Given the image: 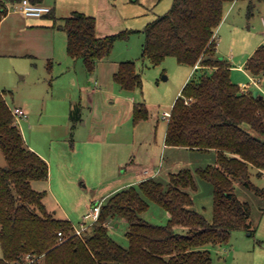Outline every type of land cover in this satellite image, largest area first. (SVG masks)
Returning a JSON list of instances; mask_svg holds the SVG:
<instances>
[{
    "label": "trees",
    "instance_id": "obj_1",
    "mask_svg": "<svg viewBox=\"0 0 264 264\" xmlns=\"http://www.w3.org/2000/svg\"><path fill=\"white\" fill-rule=\"evenodd\" d=\"M20 1L0 0V22L9 6ZM231 1L173 0L166 13L146 25L142 48V57L155 64L172 55L180 63H201L205 69L185 83L175 100L165 143L217 151L215 163L198 169L213 184L212 221L191 208L193 197L185 188H196L195 179L190 168H183L170 174L167 190L150 176L115 191L102 202L97 220L79 236L71 219L48 210L45 191L33 187V180L48 177L49 164L27 144L0 88V149L6 159L5 165L0 163V264L25 263L27 255L35 258L30 264H212L209 245L227 244L236 229L254 232L251 205L237 196L235 181L264 196V187L252 180L253 167L260 176L264 170V96L242 92L231 76L232 63L217 53L216 30ZM61 28L67 34L69 55L82 58L88 71L110 56L118 39L129 35L125 30L98 36L96 17L82 11L65 17ZM245 67L253 76L264 74V42ZM114 80L125 90L143 85L131 59L120 61ZM78 112L77 106L71 117ZM148 117V107L136 104L134 121ZM147 199L169 211L166 224L142 218L150 205ZM115 217L128 221L127 247L109 233L108 222Z\"/></svg>",
    "mask_w": 264,
    "mask_h": 264
},
{
    "label": "rangeland",
    "instance_id": "obj_2",
    "mask_svg": "<svg viewBox=\"0 0 264 264\" xmlns=\"http://www.w3.org/2000/svg\"><path fill=\"white\" fill-rule=\"evenodd\" d=\"M58 1V14L67 16L78 9L95 16L98 31L105 35L128 31L127 38L115 42L108 58L134 60L143 85L125 90L114 80L112 91L101 86L93 92L89 80L95 70L88 71L82 58L72 59L65 46L63 53L59 44L51 64L44 58L22 57L9 65L2 58L1 89L10 106L26 110L27 115L19 118L18 124L29 147L49 164L48 177L32 181L34 188L45 191L48 210L80 226L93 203L103 202L116 190L136 184L138 169L152 170L167 190L171 173L190 168L196 185L185 188L193 197L191 208L212 221L213 184L198 169L215 163L217 153L214 149L167 145L168 119L163 116L172 109L185 83L190 78L197 79L205 69L180 63L172 55L156 64L142 57L146 25L166 13L173 0ZM57 32L66 34L59 29ZM216 36L220 55L234 65V81L248 82L251 90L258 89L264 96V74L255 83L245 67L252 49L264 42V0L227 2ZM187 74L190 76L186 81ZM135 103L148 107V118L134 121L130 110ZM77 106L78 115L71 117ZM0 163L6 164L1 149ZM252 172L253 182L264 187V176L257 175L255 167ZM235 185L237 196L251 205L254 232L236 229L227 244L209 245L212 264H264V196L239 180ZM147 200L150 205L141 213L142 218L166 224L169 211L157 201ZM108 225L110 235L127 247L128 221L115 217Z\"/></svg>",
    "mask_w": 264,
    "mask_h": 264
},
{
    "label": "crops",
    "instance_id": "obj_3",
    "mask_svg": "<svg viewBox=\"0 0 264 264\" xmlns=\"http://www.w3.org/2000/svg\"><path fill=\"white\" fill-rule=\"evenodd\" d=\"M44 2L50 4L52 10L51 12L44 14L41 17L26 16L21 10L14 8L9 9L8 13L3 17L0 22V65L2 58L5 60L4 62L12 65L14 64L12 62L15 61V58L22 57L44 58L49 64H51V60L56 56L57 53V44H59V48L61 49V51H63V53H65V46L66 52L68 53L67 34L60 35L58 34L57 30L59 29L65 31L61 28V24L64 23V18L70 16L72 12L79 10L73 9L70 15L65 16L60 13L58 14V9L60 7L58 6V0H44ZM96 33L98 36L105 35L104 33L98 31L97 22ZM256 48L254 47V49H252L248 57L252 55ZM217 52L220 55L218 44ZM220 56L225 57L222 55ZM70 57L73 59L72 56ZM248 57H246V61ZM119 63V60H111V58L108 57L97 62L95 72L91 75V78L89 77V83L91 84L93 92H96L101 86L107 87L108 90L112 91V88L114 87V74L119 68ZM192 67L194 68L195 66ZM199 67L202 68V65L198 63V66L196 68ZM189 76L190 75L187 74V77L185 79L186 81ZM135 105L136 103L134 104V106H131L132 108L130 110V115L133 114L134 116ZM153 174L154 172H152V170L150 172V169H138V180L136 181L138 182L144 178L153 176ZM261 176H264V170ZM248 234H250V232H248Z\"/></svg>",
    "mask_w": 264,
    "mask_h": 264
},
{
    "label": "built area",
    "instance_id": "obj_4",
    "mask_svg": "<svg viewBox=\"0 0 264 264\" xmlns=\"http://www.w3.org/2000/svg\"><path fill=\"white\" fill-rule=\"evenodd\" d=\"M14 8V9H19L21 10L26 16L29 17H41L44 14H47L49 12H51L52 7L50 4H47L45 2H31L30 0H21L19 3L13 5V6H9V9ZM196 67L198 66V64L195 65ZM257 80H260V77L258 76H254V82H258ZM251 84L248 82H243L240 84V89L242 92H249ZM189 101V98L186 99V102ZM11 110L13 112V114L15 115V117L17 118V120H19V118L26 116V110L20 106H11ZM171 115V111L170 110H166L163 114V116L165 118H169ZM101 206H102V201L97 202L96 204H94L92 210L87 213L84 216V221L80 224V226H76L75 225V233L78 234L79 236H82L84 234V232L86 230H88L94 221L97 220L100 210H101ZM90 219V220H89ZM61 234V232H60ZM33 261H35V258L27 255V261L25 263H22L21 261H17L14 264H30Z\"/></svg>",
    "mask_w": 264,
    "mask_h": 264
},
{
    "label": "water",
    "instance_id": "obj_5",
    "mask_svg": "<svg viewBox=\"0 0 264 264\" xmlns=\"http://www.w3.org/2000/svg\"><path fill=\"white\" fill-rule=\"evenodd\" d=\"M257 94H259V90H258V89H255V90H254V95H257ZM260 96L262 97L263 95L260 94Z\"/></svg>",
    "mask_w": 264,
    "mask_h": 264
}]
</instances>
